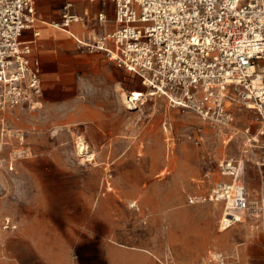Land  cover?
I'll use <instances>...</instances> for the list:
<instances>
[{
  "label": "rangeland",
  "instance_id": "374dc122",
  "mask_svg": "<svg viewBox=\"0 0 264 264\" xmlns=\"http://www.w3.org/2000/svg\"><path fill=\"white\" fill-rule=\"evenodd\" d=\"M121 79L128 90L149 91L136 76ZM122 91L116 138H93L95 124L65 122L61 110L41 104L0 113L8 140L2 156L9 160L15 146L29 150L13 170L0 165V219L19 225L1 240L0 264H112V250L138 264H204L211 251L223 252L230 264H264V232L253 220L222 231L231 233L190 259L189 245L172 243L174 232L158 219L177 210L217 212L213 203L189 198L224 179L219 163L240 155L241 138L164 96L146 95L131 106ZM236 115L240 130L258 127L253 111L237 108ZM17 130L21 144L9 135ZM256 173L246 172L251 185Z\"/></svg>",
  "mask_w": 264,
  "mask_h": 264
},
{
  "label": "built area",
  "instance_id": "2783aa9c",
  "mask_svg": "<svg viewBox=\"0 0 264 264\" xmlns=\"http://www.w3.org/2000/svg\"><path fill=\"white\" fill-rule=\"evenodd\" d=\"M91 1H101L105 8L91 25L72 12L73 3L68 2L55 26L68 31L80 50L103 52L119 67L134 72L149 90L143 91L144 98L164 96L173 106L192 110L218 131L238 135L240 155L219 163L224 179L214 182L206 193L190 197L189 202L221 203L220 230L249 219L264 232V0ZM109 5L113 16L106 11ZM37 20L36 0H0L1 114L39 105L41 62L32 57V42L22 39ZM84 21L86 34L70 30L73 23ZM109 23L112 30H98ZM131 99L129 95L128 104H133ZM237 108L253 111L258 127L240 130ZM9 135L22 143L20 130ZM6 139L1 132L0 165L13 170L14 161L29 150L12 147L7 160L2 156ZM249 163L260 174L256 198L250 197L246 185ZM18 228L12 217L0 219V248L5 234ZM209 253L204 264H230L223 252Z\"/></svg>",
  "mask_w": 264,
  "mask_h": 264
},
{
  "label": "crops",
  "instance_id": "0c3cea01",
  "mask_svg": "<svg viewBox=\"0 0 264 264\" xmlns=\"http://www.w3.org/2000/svg\"><path fill=\"white\" fill-rule=\"evenodd\" d=\"M68 2L73 3L71 11L84 16L89 25L105 9L101 1L36 0L38 20L32 29L23 33L22 39L32 42V57L41 62L42 94L39 104L43 105L46 111L61 110L65 122L95 124L96 129L91 135L93 138H116L121 124L117 117L123 116V112L118 108L119 91L124 90L120 93L123 102L126 96L136 90L143 92L141 89L128 90L123 87L121 76L129 73L138 80L140 78L126 68L117 67L103 52L87 53L80 50L75 38L68 31L55 26L56 22L61 21L64 7ZM106 11L113 16L112 5L107 6ZM87 28L85 21L75 22L70 30L82 36L86 34ZM113 28L111 23L98 26L101 32ZM111 121L115 122L112 129L105 125ZM251 168L255 166L249 165L246 172L248 173ZM255 170L258 171L256 168ZM245 176L250 197L256 198L260 174L256 173L258 182L256 181L255 185H251L247 174ZM213 205L218 207V211L209 215L201 211L185 210L163 212L158 215V219L168 223V229L174 232L170 235L172 243L189 245L190 259L199 257L202 246H218V240L231 233V230L222 232L225 230L220 229L219 233L217 224L223 206L221 203ZM247 221L252 224L249 219L243 222ZM243 222L240 224H245ZM196 244H200L201 247ZM110 261L112 264H138L129 262L126 258L118 259L117 250L111 251Z\"/></svg>",
  "mask_w": 264,
  "mask_h": 264
},
{
  "label": "bare ground",
  "instance_id": "6f19581e",
  "mask_svg": "<svg viewBox=\"0 0 264 264\" xmlns=\"http://www.w3.org/2000/svg\"><path fill=\"white\" fill-rule=\"evenodd\" d=\"M131 96H132V99L131 100H129V101H132L133 102V104H131V106H136L137 105V101H139V100H143V95H144V93L143 92H141L140 90H136L135 92H133L132 94H130ZM128 97H129V95L128 96H126V99H125V102L128 100ZM138 106V105H137ZM83 146V145H82ZM92 155H94V154H91V155H88V156H86V159L85 160H89L90 161V159H92ZM94 158V157H93ZM84 159V158H83Z\"/></svg>",
  "mask_w": 264,
  "mask_h": 264
}]
</instances>
